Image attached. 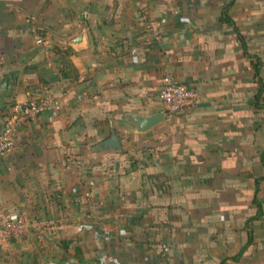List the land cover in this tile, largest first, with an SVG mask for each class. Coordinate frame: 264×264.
<instances>
[{
	"label": "crops",
	"instance_id": "crops-1",
	"mask_svg": "<svg viewBox=\"0 0 264 264\" xmlns=\"http://www.w3.org/2000/svg\"><path fill=\"white\" fill-rule=\"evenodd\" d=\"M232 1L248 51L263 62L258 75L234 25L221 20ZM148 18L166 19V37L156 45L146 44ZM37 30L45 32L40 42ZM67 46L73 76L62 71L58 50ZM166 74L196 88L199 101L189 111L166 112L173 140L160 137L158 149L145 148L144 141L157 143L151 133L164 121L137 133L123 115L165 109L156 94ZM259 79L264 0H0V131L16 102H62L59 111L23 124L14 147L0 155V222L25 215L35 224L0 241V264H114L101 252L118 264H221L237 254L256 213L255 178L264 176ZM112 127L123 150L92 151ZM129 130L143 143L135 157L125 149ZM140 173L137 187L124 185ZM259 199L264 206V182ZM90 217L96 223L87 224ZM136 219L142 226L173 220L166 252ZM89 226L96 232L83 229ZM108 234L111 240H102ZM254 237L228 264H264V215L254 222Z\"/></svg>",
	"mask_w": 264,
	"mask_h": 264
},
{
	"label": "built area",
	"instance_id": "built-area-1",
	"mask_svg": "<svg viewBox=\"0 0 264 264\" xmlns=\"http://www.w3.org/2000/svg\"><path fill=\"white\" fill-rule=\"evenodd\" d=\"M166 19L150 22V32L146 42L153 44L161 42L166 33L163 25ZM38 41H42L38 37ZM136 49L133 48L132 52ZM158 97L168 114H177L195 107L199 101V93L193 86L177 81L171 74H166L160 79ZM61 100L50 96L40 97L25 102H16L8 114L3 129L0 131V155L10 151L15 145V135L25 123L35 120L41 114L61 109ZM35 224L25 215H18L0 222V241H8L22 236Z\"/></svg>",
	"mask_w": 264,
	"mask_h": 264
},
{
	"label": "trees",
	"instance_id": "trees-1",
	"mask_svg": "<svg viewBox=\"0 0 264 264\" xmlns=\"http://www.w3.org/2000/svg\"><path fill=\"white\" fill-rule=\"evenodd\" d=\"M234 1L230 2L229 5L225 6L223 8V11H222V16H221V20L223 22H227L229 24H232L234 25V29L237 33V36H238V40L239 42L241 43L242 47H243V54L244 56L249 59L251 61V64L252 66L255 68V72H256V75H258L260 73V70H261V66L263 65V62L262 60L250 53L248 51V47H247V43L244 39V36L241 34L240 32V29L239 27L235 24L232 16H231V13L229 11V9H231V6L233 5ZM151 20L146 19V25H147V28H146V31L149 33L150 32V29H149V24H150ZM38 31V36L37 37H41V36H44L45 35V32L42 31V30H37ZM60 53H62V64L67 68L69 69V71H67V69L65 67L62 68V71L63 73L66 75H71L73 76L74 74H76L77 72L74 70L71 62L67 61L66 59H64V57L66 56H69L70 53L72 52V48L70 46H67L65 48H62L60 50H58ZM57 51V52H58ZM259 84H260V88H259V93L257 94V99L259 100L260 99V95L262 94V91L264 90V81L262 79H259ZM145 148H152V149H158V146L157 145H154V144H148L144 146ZM131 163H132V167L134 166L133 164H136L137 163V160L133 157H131ZM264 182V176H261V177H258V178H255V189L253 190V204H254V207L256 208V213L254 215H252L251 217H249L245 223V228L247 230V241L245 242V244L243 245L242 249L235 255L233 256H225L221 259V264H228V261L229 260H232V261H238L244 254V252L246 251V249L248 247H250L251 245L255 244V237H254V222L257 220V219H261L264 215V206H263V203L260 201L259 199V192L261 190V183ZM78 195V194H77ZM18 216V215H17ZM83 229H88L89 231L92 230L93 232H96L95 231V228L94 226H89V227H84ZM110 235H104L102 236V240H105V241H110L111 240V237H109ZM76 258L79 259L80 261L83 260V255H82V251L80 248L76 247ZM100 258L102 260L103 258V261L105 262H113L114 264H118V261H117V258L113 257V256H110L108 254H106L105 252H101V255H100Z\"/></svg>",
	"mask_w": 264,
	"mask_h": 264
},
{
	"label": "rangeland",
	"instance_id": "rangeland-1",
	"mask_svg": "<svg viewBox=\"0 0 264 264\" xmlns=\"http://www.w3.org/2000/svg\"><path fill=\"white\" fill-rule=\"evenodd\" d=\"M156 43L158 44V42H156ZM146 44H148L149 46L151 45L148 42H146ZM152 45H156V44L153 43ZM156 95L158 96V93ZM195 107H193V108H195ZM193 108H191V109H193ZM191 109H187L184 112L189 111ZM178 117H180V115H178ZM167 121L168 120L166 119V121H164V123H163L164 125H160L156 129H154L155 131L153 133H151V135L153 136L152 138L155 139V142L157 141V143H155V145H157V146L159 145L158 142L160 140L158 138L161 137L162 138V142L163 141L164 142L165 141L166 142H169V141L173 140L171 137L174 135V133H176L175 132L176 129H173L172 132H169L168 129L165 130V127L167 126L166 124H168V123H165V122H167ZM121 132L123 133V131H121ZM132 135H133V132L131 130H129L128 133H125L124 134V139L123 140H124V143H125V149H127V151H128L129 154H131L133 157H135V155L132 154V153L136 152L135 150L138 148V146L139 145H142L143 143H138V142L132 141ZM149 140H151V139H149ZM152 141H154V140H152ZM147 143L148 144H152L153 142H146V141H144V144L145 145H147ZM135 144H137V145H135ZM133 145H135V146H133ZM124 158H125V160L127 159V162H130V164L132 165V163H131L132 161H131V159H129V155H125ZM142 164H146V163L145 162H142ZM133 165L134 166H136V165L138 166V162L136 164H133ZM144 175H146L145 178H147V179L149 178L151 180H154V177L155 176H149L146 173H144ZM140 176H141V173L137 177L132 178L131 180H128L127 182L124 181V185L127 188H130V189L137 187L139 185V182H140V178H139ZM151 177H153V178H151ZM201 177H202V178H200L201 183L207 184L209 182V180H210V179L209 180L207 179V176H201ZM156 180H157V178H156ZM189 180L192 181L191 178ZM194 181L195 180H193V182ZM88 189L86 188V190H85V196H87L88 198H91L92 197V194H93L92 193V189H91V187L88 188ZM202 198H206V197L205 196H202ZM182 207L185 208L184 205ZM184 211L186 212V210H184ZM89 220L90 221L87 222V224L96 223V220H95L94 217H90ZM172 221L173 220H170V221L169 220H166V221L161 222V221H156V220L155 221L154 220H150V222L149 221L147 222L149 225L151 224L150 226H145V225L142 226V220H137L136 219L135 220V224L141 226L142 228L145 226V228L149 230V234H153L151 236L152 240L153 241H156V243H158L159 245H161L160 247L163 249L164 252H166V250L170 247L169 244H166V240H167L166 238H168V234L172 232V227H174V223ZM81 224H84V221ZM236 224H237V222H236ZM17 238H19V237H17Z\"/></svg>",
	"mask_w": 264,
	"mask_h": 264
},
{
	"label": "water",
	"instance_id": "water-1",
	"mask_svg": "<svg viewBox=\"0 0 264 264\" xmlns=\"http://www.w3.org/2000/svg\"><path fill=\"white\" fill-rule=\"evenodd\" d=\"M81 40L82 36H80V38H78L76 41L79 42ZM165 117L166 109L149 114L125 112L123 115V121L124 124L130 123L135 126V131L137 133H144L162 123L165 120ZM111 131V136L93 146L92 151L108 148H113L117 152H121L123 150L120 136L113 127L111 128Z\"/></svg>",
	"mask_w": 264,
	"mask_h": 264
}]
</instances>
